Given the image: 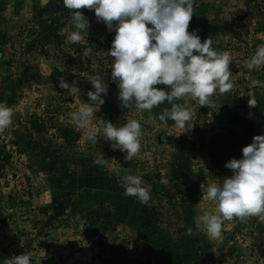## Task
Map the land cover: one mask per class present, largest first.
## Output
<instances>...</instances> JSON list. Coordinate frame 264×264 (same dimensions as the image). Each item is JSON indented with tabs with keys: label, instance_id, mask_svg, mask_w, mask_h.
Wrapping results in <instances>:
<instances>
[{
	"label": "rangeland",
	"instance_id": "obj_1",
	"mask_svg": "<svg viewBox=\"0 0 264 264\" xmlns=\"http://www.w3.org/2000/svg\"><path fill=\"white\" fill-rule=\"evenodd\" d=\"M70 11L62 0H0V100L13 108L11 126L0 132V264L24 252L32 264H264V220H225L216 239L195 223L218 210L201 184L230 176L225 163L264 134V66H245L264 43V0H195L192 17L216 25L201 37L229 51L234 76L232 89L216 92L209 106L191 96L174 101L192 109L187 131L158 119L167 101L139 113L121 104L108 55L115 30L81 8L88 30L70 44ZM84 48L91 51L81 60ZM96 74L107 84L105 103L82 130L71 113L89 101L88 77ZM60 77L75 80L80 93L59 88ZM128 119L141 123V149L129 161L104 140L100 124ZM93 129L95 142L88 139ZM129 173L150 188L148 204L124 195L120 177ZM189 201L194 206H183Z\"/></svg>",
	"mask_w": 264,
	"mask_h": 264
},
{
	"label": "clouds",
	"instance_id": "obj_2",
	"mask_svg": "<svg viewBox=\"0 0 264 264\" xmlns=\"http://www.w3.org/2000/svg\"><path fill=\"white\" fill-rule=\"evenodd\" d=\"M47 0H41L46 3ZM195 0H62L69 12L73 27L66 37L70 44L79 43L89 21L81 8L94 10L97 20L103 21L108 31L115 30L108 55L111 61V80L117 83L118 99L126 108L139 113L151 110L167 101L170 108L159 114L160 121H174L178 129H191L192 109L175 103L185 96L196 98L200 106H209L211 97L232 89L234 74L229 69L233 58L227 50L213 47L210 36L201 42L196 29L188 30L194 13ZM90 48H84L81 60L88 58ZM248 69L264 66V43L257 45L245 63ZM93 90L87 92L88 102H82L72 113L71 121L80 129H87L90 120L105 103L107 84L99 74L88 77ZM261 82L253 80V86ZM170 86L167 89L155 85ZM58 86L69 95L80 93L75 80L69 83L58 78ZM255 107V98L248 100ZM13 108L0 100V132L12 124ZM104 140L113 150L125 153L131 160L141 149V123L128 119L120 126L108 120L100 121ZM183 131L182 133H184ZM88 139L95 142L96 131H88ZM240 158H230L225 167L231 175L219 183L201 184L202 195L214 201L217 211L205 210L196 218V227L210 239L222 235L223 221L234 217L242 222L248 217L264 220V134L254 135L252 142L242 147ZM102 156L96 163H105ZM125 196H134L141 204H148L150 188L135 174L120 177ZM192 234L191 227L186 229ZM2 264H32L31 253L7 257Z\"/></svg>",
	"mask_w": 264,
	"mask_h": 264
},
{
	"label": "crops",
	"instance_id": "obj_3",
	"mask_svg": "<svg viewBox=\"0 0 264 264\" xmlns=\"http://www.w3.org/2000/svg\"><path fill=\"white\" fill-rule=\"evenodd\" d=\"M201 5H202V6H205L202 2H201ZM195 16H196V17H192V18H191V20L194 21V23H193L192 25H193V28H194V29H196V30L198 29V33H197V34L200 36L201 40H203V37H201V36H202V32H201V30L205 28V30L210 29L211 31H213V30H215V26H216V25H213V24H211V25H209V24H208V25H203V23L200 24L199 21H198V20L200 19L199 16H197V15H195ZM198 18H199V19H198ZM199 25H200V27H199ZM217 29H218V28H216V30H217ZM211 31H210V32H211ZM218 178H219V177H218ZM218 178H217V179H218ZM174 180H175V179H174ZM184 180H187V177H186V176H184ZM176 181H177V178H176ZM178 182H179V181H177V182H173V183H174V185H178V184H179ZM188 187H189V186H187V187L185 188V185H183V187L181 186V190H183V189H185V190L188 189V191H189V189H192V190H193V188H191V187L188 188ZM182 188H183V189H182ZM189 202H190V203L187 202V203L184 204L183 206H185V205H186V207L194 206L192 201H189ZM181 205H182V204H181ZM179 222H180V221H179Z\"/></svg>",
	"mask_w": 264,
	"mask_h": 264
},
{
	"label": "trees",
	"instance_id": "obj_4",
	"mask_svg": "<svg viewBox=\"0 0 264 264\" xmlns=\"http://www.w3.org/2000/svg\"><path fill=\"white\" fill-rule=\"evenodd\" d=\"M111 34V33H110ZM26 176V175H25ZM27 178V177H26ZM4 218H2L1 216H0V223H3L4 222Z\"/></svg>",
	"mask_w": 264,
	"mask_h": 264
}]
</instances>
